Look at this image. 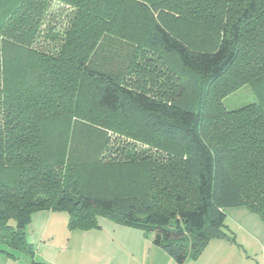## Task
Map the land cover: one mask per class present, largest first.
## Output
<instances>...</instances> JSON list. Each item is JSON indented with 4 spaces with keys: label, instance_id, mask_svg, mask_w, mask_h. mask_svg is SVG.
I'll list each match as a JSON object with an SVG mask.
<instances>
[{
    "label": "trees",
    "instance_id": "obj_1",
    "mask_svg": "<svg viewBox=\"0 0 264 264\" xmlns=\"http://www.w3.org/2000/svg\"><path fill=\"white\" fill-rule=\"evenodd\" d=\"M235 208L264 225V0H0V252L64 211L184 264Z\"/></svg>",
    "mask_w": 264,
    "mask_h": 264
},
{
    "label": "rangeland",
    "instance_id": "obj_2",
    "mask_svg": "<svg viewBox=\"0 0 264 264\" xmlns=\"http://www.w3.org/2000/svg\"><path fill=\"white\" fill-rule=\"evenodd\" d=\"M61 10L54 6L51 13L54 20L60 24L59 29L64 27L65 12ZM256 102V96L248 85L242 86L222 100L226 111H235ZM53 213L63 218V232L59 236L63 246H57L65 247L67 253L60 264H175L160 248L154 249L157 253H153L151 257L146 249L142 250L139 238H147L140 230L123 227L100 217L99 228L88 232L74 231L68 228L66 212ZM226 213L227 227L223 231L228 238L211 240L202 255L196 260H187L184 264H264V225L260 218L247 208L228 209ZM11 224L14 225L13 222ZM0 249L9 251L4 245H1ZM13 254L18 264L32 262L24 254Z\"/></svg>",
    "mask_w": 264,
    "mask_h": 264
},
{
    "label": "crops",
    "instance_id": "obj_3",
    "mask_svg": "<svg viewBox=\"0 0 264 264\" xmlns=\"http://www.w3.org/2000/svg\"><path fill=\"white\" fill-rule=\"evenodd\" d=\"M62 219V216L61 218H59L53 212L46 211L40 213L37 212L31 216L30 222L26 225L24 233L26 236V242L30 245V247H32L34 252L33 258L30 259L32 261L31 264L61 263L63 256L67 253V249L65 247H58L61 245L63 246V242L59 239V236H61V232H63L61 231V228L63 227V225L61 227V223L63 224ZM135 237L138 238L137 236ZM139 239L141 240L140 243H142V250L146 249L150 254V257L151 255H153V253H157L154 249L158 248L152 245L151 240H144L142 236ZM64 244L66 243L64 242ZM68 244L69 243H67V246ZM13 253L14 252H12V254ZM16 259L17 258L14 254L11 258L4 252H0V264H18V262H16Z\"/></svg>",
    "mask_w": 264,
    "mask_h": 264
}]
</instances>
